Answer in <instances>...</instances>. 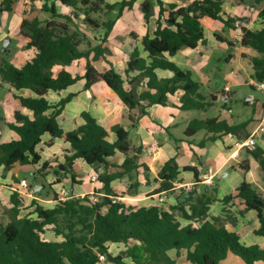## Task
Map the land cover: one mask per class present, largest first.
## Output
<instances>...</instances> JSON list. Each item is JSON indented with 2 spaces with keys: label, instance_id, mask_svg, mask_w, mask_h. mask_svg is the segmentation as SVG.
Returning a JSON list of instances; mask_svg holds the SVG:
<instances>
[{
  "label": "trees",
  "instance_id": "trees-1",
  "mask_svg": "<svg viewBox=\"0 0 264 264\" xmlns=\"http://www.w3.org/2000/svg\"><path fill=\"white\" fill-rule=\"evenodd\" d=\"M44 1V9L51 12V19L24 18L21 22V34L28 39L26 46L35 47L36 55L17 66L6 57L9 50L0 54L1 83L9 84L10 89L26 88L33 92L29 96L13 93L20 105L14 109V119L7 126L17 133L18 138L0 141V165L10 168L16 162H39L41 155L37 146L43 135L48 134V145L54 143L56 138H63L73 150L72 154L65 155L61 164L64 168L59 166L56 171L63 170L64 174L73 172L72 165L76 158H83L91 165L98 163L96 171L105 193L100 201H92L86 195L77 196L70 192L65 199L56 198L55 206L49 208L36 200L27 205V196L14 191L8 209L9 221L0 223V264H97L98 253L106 254L107 261L113 264H178L177 257L182 250H186V260L190 264H220L229 253L237 255L246 264L264 263V244H245L241 233L229 229L221 222V217H209L210 204L216 200V195L210 193L207 185L199 189L181 190L177 204L168 208L160 204L135 207L121 200L113 201V197L124 194L116 193L112 181L127 176L131 183L126 193L134 194L141 184L138 179L140 167L150 170L147 164L139 161L143 146H132L129 129L119 123L111 126L110 130L116 134V139L111 141L108 138L110 130L89 111L82 112L83 122L80 125L65 131L58 117L75 94L69 93L57 103L50 102L46 97L48 91L60 92L84 78L85 88L105 82L131 110L139 109L137 117L148 113L146 108L151 105L168 104L169 95L179 89L184 91L180 97L182 109L206 110L215 103L217 95L204 94L202 84L194 79L192 72L181 69L171 57L183 47L196 48L207 42L202 21L205 16L222 20L226 27H234L236 17L228 16L225 19L222 16L223 0H192L186 5L158 0L157 27L153 34L147 32L141 37V46H134L124 72L116 69L108 58L110 49L102 43L92 45L88 42V48H81L86 33L75 23V19H79L81 11L86 23L105 28L103 39L106 40L115 19L121 16L125 8H132L136 0L113 3L108 0H59L73 8L72 16L59 13L54 5L46 4L49 0ZM14 2L3 0L0 11H11ZM254 2L261 5L259 17L264 20L262 0ZM140 9L148 21L154 13L153 0H144ZM114 10L117 11L116 16L107 20L100 21L92 15ZM216 37L226 39L219 35ZM226 40L233 45L232 41ZM240 43L259 53L251 59L252 77L258 81L264 80V27H243ZM101 55L107 58L109 64L105 71H100L93 64ZM81 58L86 59L85 72L83 75L73 74L67 66ZM57 65L62 67L55 70ZM159 69L169 70L173 74L160 76L157 72ZM130 118L134 126L135 118L132 114ZM246 125L247 122L230 124L218 117L194 118L189 122L185 134L193 136L205 130L207 136L198 143L203 147L223 134H237ZM118 150L126 154L120 165L108 159ZM250 152L264 170V149L257 146ZM47 167L49 162H43L42 168ZM240 167L244 179L235 193L227 194L223 201L227 203L238 198L244 204L241 213L255 210L259 227L254 231L264 236V194L246 179L250 165L240 164ZM183 170L193 171L196 183L201 182L196 166L186 165ZM180 173L176 158L170 157L158 173L159 186L155 191L172 194L176 189L175 182L182 181ZM72 181L76 183L74 175ZM147 181L150 179L147 178ZM104 206H107L105 212L102 210ZM30 207L34 208L31 210ZM48 228L61 235L62 240L47 239L45 233ZM110 242H123L125 248L113 254L108 244ZM171 250L176 252L175 256L170 254Z\"/></svg>",
  "mask_w": 264,
  "mask_h": 264
},
{
  "label": "crops",
  "instance_id": "crops-1",
  "mask_svg": "<svg viewBox=\"0 0 264 264\" xmlns=\"http://www.w3.org/2000/svg\"><path fill=\"white\" fill-rule=\"evenodd\" d=\"M108 1L113 3L118 0ZM143 1L136 0L132 8H125L121 16L115 19L107 39L102 42L104 46L110 49L111 53L108 55V58L119 72H124L129 53L134 46H141V37L147 32L153 34L157 27V17L160 9L158 0H153L154 13L148 21L145 20L144 14L140 9ZM162 1L186 5L192 0ZM2 2L3 0H0V8ZM44 4V0H15L11 11H0V27L2 28V31H0V44H3L6 37L10 38L7 47L9 52L6 57L17 66L23 65L37 53L35 47L29 48L26 46L28 39L21 34V22L24 18L51 19L52 14L50 11L44 9ZM46 4L48 6L54 5L56 10L61 14L73 15V8L59 0H49ZM262 4H264V0H262ZM252 6L260 10L261 5H257L254 0H247L245 2L241 0H223L222 16L225 19L228 16L242 19L244 27L250 29L264 27V20L259 17V12H253L250 9ZM114 12L117 11L114 10ZM57 18L60 19L62 17ZM202 21L207 42L198 45L196 48L183 47L171 59L181 69L192 72L194 79L202 84L201 91L204 94L207 96L212 94L217 95L218 98L212 105V107H216V110L210 117L225 119L230 124L247 122V125L241 127L237 134H223L215 141H208L203 147L199 146L198 143L202 138L207 136V132L200 130L193 136H187L185 130L192 119L208 118V109H182L180 107V97L184 92L182 89L169 95L168 104L151 105L146 108L148 113L140 117H137L139 109L135 108L131 110L105 82L85 88V79L81 78L75 84L60 92L48 91L46 97L50 102L57 103L69 93L75 94L58 117L59 124L65 131L72 130L80 125L83 122L82 112L89 111L108 130L114 124H123L130 131L129 139L131 145L143 146L139 161L147 164L150 170L147 171L143 167H140L138 179L141 184L138 191L134 194L126 193L131 183V180L127 176L112 181V187L116 193L124 194L118 197L119 200L135 207H149L153 204H160L168 208L177 204V198L181 190L195 187L199 189L202 184L203 186L207 185L209 186L210 193L216 195V200L210 204L209 217H221V222L229 229L241 233L242 241L245 244L257 243L263 245L264 236L258 235L254 231L259 227L257 212L252 209L241 213L240 210H243L244 204L238 198H233L227 203L223 201V198L227 194L235 193L237 186L244 179L240 164L250 165V170L246 173V179L251 181L264 194V170L252 156L250 150L244 147L239 149L237 156L231 154L236 149L237 140H244L254 134L257 139V146L264 149V132L260 131V127L264 125V101L260 97L250 94L245 103L247 105H254V109L251 117L247 118H241L239 111L235 112L236 109L233 107L234 96L237 94L236 86L240 87L245 84L257 90L254 86L255 79L252 77L253 66L251 59L259 55V53L252 47L241 45V36H238L235 27H226L222 20L213 19L209 16L203 17ZM100 28L105 33V28ZM134 34H137V36ZM216 35L232 41L233 45H230L226 39H218ZM14 39L17 40L15 44L13 43ZM98 41L97 43H101V40ZM217 49L222 52V55L218 58L219 63L221 60H224L230 69L227 68L226 70L227 76L222 87L214 91L212 80L215 74H219L223 70V67H220V65L217 67V71H215L214 65H212V59ZM1 52H3L2 49ZM80 63H82L81 68L75 70L74 67ZM85 63L86 59L81 58L70 66H67V69L73 74L83 75ZM93 64L100 71H105L109 67L107 58H104L102 55L94 60ZM61 67L57 65L55 70ZM157 72L160 76H171L173 74L171 71L163 69H159ZM226 84H229L231 87L229 92L224 90ZM0 86L7 88L6 99L0 103V130L2 131L0 141L3 142L18 138L17 133L7 126V123L14 119V109L19 108L20 105L18 98L13 93L16 92L29 96L33 95V92L26 88L21 90L10 89V85L7 83L0 84ZM204 87L208 91H204ZM24 111L31 114V111L28 109ZM130 114L135 118L134 126H132ZM108 138L114 141L116 134L110 130ZM48 139V134L43 135L42 141L37 146V150L41 155L39 162L35 164L16 162L10 168L0 165L1 224L9 221L8 209L11 206V195L14 191L21 190L20 182L24 178L32 185L46 178L41 190H35L32 195L27 196V205H30L32 200H36L45 207L52 208L57 201V192L62 188L69 190V192L77 196H85L91 192L105 193L103 183L100 180H91V175L96 172V166L87 163L83 158H76L74 160L72 165L73 172L69 171L65 174L63 170L57 172L56 169L59 166L61 167V164L65 160V155L72 154L73 150L70 143L63 138H56L51 145L46 143ZM172 156L176 158L181 169L180 177L182 181L175 182L176 189L172 194H161L155 191L159 186V181L157 180L158 173L164 163ZM125 158L126 154L119 150L114 155L108 157L110 162L118 165L122 164ZM45 161L49 162V167L42 168V164ZM186 165L196 166L200 172V176L211 170L214 182L206 184L201 180L200 183H196L194 172L183 170V167ZM112 170H115V168H112ZM29 173L34 176L33 179L29 176ZM73 175L76 183L72 181ZM57 178H60V180ZM147 178L150 181H147ZM50 184L52 188L49 187ZM161 196L164 198L163 201L159 199ZM104 207L107 210V206ZM33 208L30 207L31 210ZM183 223H186V220H183ZM45 237L50 240H62V236L56 234L51 228L46 230ZM121 243L123 242H110L108 244L110 246V244ZM170 254L175 256L176 252L171 250ZM181 258L189 263L186 260V250H182L180 256L177 257L178 264L181 263ZM108 264L113 263L108 262ZM220 264L246 263L240 258L232 256V253H229ZM256 264L264 263L259 262Z\"/></svg>",
  "mask_w": 264,
  "mask_h": 264
},
{
  "label": "rangeland",
  "instance_id": "rangeland-1",
  "mask_svg": "<svg viewBox=\"0 0 264 264\" xmlns=\"http://www.w3.org/2000/svg\"><path fill=\"white\" fill-rule=\"evenodd\" d=\"M79 12H80L79 19H75V23L78 24L80 26V29L86 33V37H85L84 43L81 45V48H83V49L88 48V42H90V44L94 45V44H98L97 43V42H99L98 40H101V43H102L104 41V39H103L104 38L103 37L104 32L102 30H100L101 28L99 29V28L93 27V26L89 25L88 23H86L84 21L83 13L81 11H79ZM115 14H116V12L113 13V11H111V12L110 11H103L100 13L99 12L93 13L92 15L97 17L101 21V20H107L108 18H114L116 16ZM59 20L64 21L65 18L62 17ZM72 25L74 27V23H72ZM93 33H94V35H93ZM16 42H17V40L14 39L13 43L15 44ZM2 48H3V44L2 45L0 44V54H3V52H1ZM216 51L217 52H215L214 57L212 59V65H214L215 71H217V67H219L220 65H221L220 67H223V70L219 74H215V76L212 80V82H213L212 86L214 87V91H215V89H220L222 87V85L224 84L226 76H227L226 70H227V68H229V67H227L228 65H226L224 60H221L220 63H222V64L219 63L218 58H219V56L222 55V52L219 49H217ZM81 66H82V63H80L79 65L74 67V69L78 70L79 68H81ZM0 84L3 85L4 83H1V81H0ZM204 88H203L204 91H208L207 88H205V89ZM236 89H237V94L234 96V100H233V107H234V109H236L235 112L239 111L241 118L251 117L253 109H254V105H251V104L247 105L245 103V101H246V99H248V96L250 94H253L257 97H260L264 101V91L252 89L249 85H245V84L240 86V87L236 86ZM6 94H7V88L5 86H0V103H2L4 99H6L5 98ZM207 109H208V116L210 117L211 115L214 114L216 107L211 106ZM256 141H257V139H256ZM50 171H52V170H50ZM29 176L32 179L34 177L30 173H29ZM44 179L46 180V178H44ZM44 179H41V182H45ZM49 187L52 188L51 184L49 185ZM202 187H203V184L201 185V188ZM102 210L105 211L106 207H104ZM124 248H125V244H123V243H121V244H110V251L113 254L118 253L120 250H122ZM232 256H236L237 258H240L233 253H232ZM180 260H181L180 264H189L186 261H184L183 258H181ZM108 262H110V261H107L106 263H102V264H108ZM148 264H153V262H149Z\"/></svg>",
  "mask_w": 264,
  "mask_h": 264
},
{
  "label": "built area",
  "instance_id": "built-area-1",
  "mask_svg": "<svg viewBox=\"0 0 264 264\" xmlns=\"http://www.w3.org/2000/svg\"><path fill=\"white\" fill-rule=\"evenodd\" d=\"M253 12L257 11L259 12L260 10L256 9L255 7H251L250 8ZM234 27L235 29L237 30V33H238V36H241L243 35V27H244V21L242 19H236L235 23H234ZM0 31H2V28L0 27ZM254 86L256 87L257 90H260V91H264V80L262 81H258V80H255L254 82ZM231 89L230 85L229 84H226L225 87H224V90L226 92H229ZM258 131V130H257ZM260 131L264 132V125H262L260 127ZM2 133V131L0 130V134ZM246 147L248 150H254L257 148V141H256V138H255V134L244 139V140H237L236 142V149L233 150L231 152V154L233 156H237L238 153H239V149L240 148H244ZM200 179L205 182L206 184H212L214 182L213 180V176L211 174V170H209V172H205L202 174V176H200ZM91 180L92 181H99V173L98 171L94 172L92 175H91ZM20 185H21V190L20 192L26 196H30L34 193L35 189L34 187L32 186V184L26 179H22L21 182H20ZM58 197L59 199H65L67 198L69 195H70V192L69 190L65 189V188H62L60 190H58ZM92 201H100V197L103 196V194H99V193H96V192H91L89 194H86ZM160 201H163L164 198L161 196L160 198ZM115 200H119L118 197H113V201ZM98 256H99V261L97 264H102V263H106L107 262V255L104 254V253H98Z\"/></svg>",
  "mask_w": 264,
  "mask_h": 264
},
{
  "label": "water",
  "instance_id": "water-1",
  "mask_svg": "<svg viewBox=\"0 0 264 264\" xmlns=\"http://www.w3.org/2000/svg\"><path fill=\"white\" fill-rule=\"evenodd\" d=\"M9 42H10V38L9 37H6L5 40L3 41V48H2V51L3 52H5L7 50V46L9 44ZM93 165L94 166H98V163H95ZM61 166H62V168H64L63 165H61ZM43 185H44L43 182H35L34 183V189L36 191L41 190L43 188Z\"/></svg>",
  "mask_w": 264,
  "mask_h": 264
}]
</instances>
